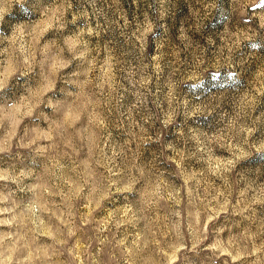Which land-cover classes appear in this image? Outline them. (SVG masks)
Here are the masks:
<instances>
[{
  "label": "rangeland",
  "instance_id": "rangeland-1",
  "mask_svg": "<svg viewBox=\"0 0 264 264\" xmlns=\"http://www.w3.org/2000/svg\"><path fill=\"white\" fill-rule=\"evenodd\" d=\"M0 264H264V0H0Z\"/></svg>",
  "mask_w": 264,
  "mask_h": 264
}]
</instances>
